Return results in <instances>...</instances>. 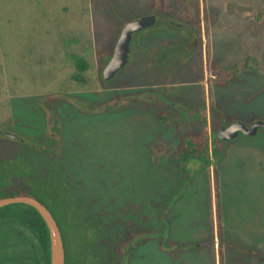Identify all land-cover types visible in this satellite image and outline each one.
Listing matches in <instances>:
<instances>
[{"label":"rangeland","instance_id":"obj_1","mask_svg":"<svg viewBox=\"0 0 264 264\" xmlns=\"http://www.w3.org/2000/svg\"><path fill=\"white\" fill-rule=\"evenodd\" d=\"M151 13L152 0H0V123L23 142L0 134V162L60 174L84 208L71 222L106 221L115 239L139 230L123 264H264V127L233 139L225 158L180 167L172 156L205 114L209 126L264 120V0H166L104 83L99 50ZM73 54L89 63L82 80ZM210 63L240 69L219 86Z\"/></svg>","mask_w":264,"mask_h":264},{"label":"trees","instance_id":"obj_2","mask_svg":"<svg viewBox=\"0 0 264 264\" xmlns=\"http://www.w3.org/2000/svg\"><path fill=\"white\" fill-rule=\"evenodd\" d=\"M152 7L154 12L163 14L165 13L166 0H152ZM112 50L113 45L111 49L99 50L102 66L109 60ZM168 55V52L164 53L163 57ZM73 62L76 68L74 78L82 80L84 72L89 68V63L84 56L79 54H73ZM158 62H162V59H158ZM256 63L255 56L247 57V66L252 67ZM239 69L238 64L210 63V73H218L217 77H210V82L226 86L235 79ZM102 80L104 83L112 82V80L106 81L103 77ZM158 116L160 119H166L171 117V113L168 110H160ZM205 118L201 127L186 130L177 137L172 149V156L180 167L186 166L191 158L210 161L212 156L220 155L221 158H225L228 155L231 147L230 142L233 139H221L217 135L219 125L212 122L209 126ZM19 143L23 144L21 140ZM30 163L26 158H21L18 162H9L8 167L0 162V198L22 194L35 196L42 201L51 210L60 225L65 246V264H84L83 257L86 252L82 249L85 243L87 242L88 247L94 248L93 245L102 239L100 233L108 228L111 233V228L106 221L73 219L71 222L70 214L79 218L83 216L81 213L84 208L73 203L66 181L60 174L43 167L35 168ZM94 216H96L95 213H92L90 218ZM163 221V228L160 230L166 231L169 220ZM86 232L91 234L86 236ZM139 233L140 231L132 225L128 229H124L122 237H118V244L111 248L114 255L111 254L109 258L115 256L116 261L104 264H123L127 246ZM71 235L76 242L74 251L68 244V240L73 238ZM209 238L207 242L211 247L212 258L215 262L216 240L214 234ZM161 239L166 242L167 238L162 234ZM103 241L110 244L111 236L103 237ZM166 243L174 245L173 241L167 240ZM170 253L176 256L174 251H170ZM219 254L222 256V252ZM0 264H51L49 229L45 219L34 206L17 202L0 207Z\"/></svg>","mask_w":264,"mask_h":264},{"label":"water","instance_id":"obj_3","mask_svg":"<svg viewBox=\"0 0 264 264\" xmlns=\"http://www.w3.org/2000/svg\"><path fill=\"white\" fill-rule=\"evenodd\" d=\"M158 15L151 13L140 18L130 20L124 24L120 34L114 44L112 54L103 68V79H112L117 72L122 69L131 59V41L135 32L152 26L156 23ZM180 25L179 23H175ZM53 118L49 117L48 123L51 124ZM264 127V120H256L251 125H246L242 120L235 119L230 123L220 126L217 130V135L221 139H235L240 133L245 135H255L260 128ZM0 132L5 133L11 138L22 140L16 132L11 130L3 131L0 127ZM26 203L34 206L45 219L49 234L51 248V264H65V246L60 225L56 220L51 210L38 198L32 195H13L0 198V207L11 203Z\"/></svg>","mask_w":264,"mask_h":264},{"label":"flooded vegetation","instance_id":"obj_4","mask_svg":"<svg viewBox=\"0 0 264 264\" xmlns=\"http://www.w3.org/2000/svg\"><path fill=\"white\" fill-rule=\"evenodd\" d=\"M103 71V69H102ZM102 77H103V72H102ZM115 77V76H114ZM113 77V78H114ZM112 78V79H113ZM112 79L110 80H106V81H111ZM107 83H111V82H107ZM131 100V99H130ZM93 109H88V111H92ZM0 127L3 131H6V127H3V125L0 123ZM0 134H5V133H2L0 132ZM242 134V133H240ZM104 228V227H103ZM112 233V232H111ZM91 233L90 232H86V236H89ZM101 235V240H99L98 242H96L93 246L94 248L92 247H88L87 245V242L85 243V246L84 248L82 249V251L86 252V255L83 257L84 259V264H104L105 262H108V263H114V261H116V257L115 256H112L111 258H109V256L114 255V253L112 252L111 248H114L117 244H118V239H115V238H112V242L110 244L108 243H105L103 241V237H108L109 238V235L111 236L110 232H109V228L108 230L106 231H102L100 233ZM72 236V235H71ZM73 237V236H72ZM68 244L69 246H73L74 245V242L72 241V238L70 240H68ZM99 247L100 248V251L98 250H92V249H95L96 247ZM101 250H102V253H101ZM104 250L107 251L106 255H104ZM103 254V255H102ZM82 259V260H83Z\"/></svg>","mask_w":264,"mask_h":264}]
</instances>
